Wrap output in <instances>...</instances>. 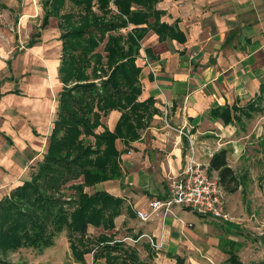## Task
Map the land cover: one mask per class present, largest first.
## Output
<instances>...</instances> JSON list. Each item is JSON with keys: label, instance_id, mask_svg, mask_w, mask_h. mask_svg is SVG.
I'll use <instances>...</instances> for the list:
<instances>
[{"label": "trees", "instance_id": "1", "mask_svg": "<svg viewBox=\"0 0 264 264\" xmlns=\"http://www.w3.org/2000/svg\"><path fill=\"white\" fill-rule=\"evenodd\" d=\"M160 0H44L41 27L28 42H39L40 30L51 17L59 20L62 42L59 79L63 85L47 153L31 180L0 199V264L21 248L43 250L67 232L73 258L85 263L86 254L106 264H155L154 253L144 260L139 252L115 238V220L122 214L124 200L106 191L86 188L122 175L121 151L141 138L160 113L155 99L140 101L141 66L137 60L142 40L153 31L159 41L186 42L177 23L162 20ZM70 3L72 11L63 12ZM2 8L4 5H0ZM67 9V8H66ZM77 9V11H75ZM103 45V52L98 49ZM151 54V50L147 49ZM11 67V60H8ZM1 87V84H0ZM20 93L19 90L12 91ZM3 96L0 90V99ZM121 116L112 131L103 118L112 111ZM264 112V82L260 93L244 106H218L211 111L224 124L242 123ZM103 127V131H98ZM228 150L221 149L209 160L223 190L234 194L240 189L237 172L229 165ZM68 190L72 192L67 193ZM188 210V209H187ZM90 226L104 232L88 237ZM183 264V261H178Z\"/></svg>", "mask_w": 264, "mask_h": 264}, {"label": "crops", "instance_id": "2", "mask_svg": "<svg viewBox=\"0 0 264 264\" xmlns=\"http://www.w3.org/2000/svg\"><path fill=\"white\" fill-rule=\"evenodd\" d=\"M261 2L160 0L158 8L165 12L162 20L168 24L177 23L186 35V42H160L153 31L142 40V55L137 60L142 68L140 81L143 90L139 100L155 99L160 113H167L165 125L164 117L159 113L142 131L141 138L132 142L129 148L118 140L116 145L121 151L122 175L88 187L86 191L103 190L124 200L122 214L116 218V228L111 233L137 239V244L132 247L143 248L148 255L154 253L152 261L156 259L157 264H177L168 257V252H177L185 247L179 231L187 223L178 211L182 209L176 208L171 213L175 217L170 214L164 216L162 211L153 212L146 222L137 218L136 211L151 213V201L165 197L167 190L161 187L164 172L182 169L188 157L183 158V147L187 145L185 150H188L190 138L199 152L198 140L202 144L210 143L213 135L231 133L233 125L227 126L221 118L213 117V109L234 103L244 106L260 93L261 83L264 82V64L260 62V56L264 55V40L250 41V35L246 34L232 39L231 31L234 27L253 25L240 17V11L255 10ZM259 20H262L261 14ZM42 30L39 42L32 47L27 46V49L34 50L36 45L49 39L48 32L51 33L52 27L46 30V36ZM147 49L151 50V54L147 53ZM7 62L0 60V69L8 66ZM59 67L60 59L51 65L50 80L52 84L54 82V87L61 85ZM27 86L26 93L20 88L9 87L1 91L0 136H5L0 137L3 139L0 141L2 198L31 180V170L35 171V165L41 163L47 153L57 117L59 104L53 103L48 89L51 85L43 78L34 77ZM14 90L20 93H13ZM120 116L121 112L117 110L109 113L103 118L104 127L113 131ZM157 124H161L160 128L155 126ZM103 130V127L98 129ZM93 229L97 228L89 227V230ZM145 234L153 237L161 246V252H152L151 244L143 237ZM87 261L94 260L87 257ZM187 262L183 261V264Z\"/></svg>", "mask_w": 264, "mask_h": 264}, {"label": "rangeland", "instance_id": "3", "mask_svg": "<svg viewBox=\"0 0 264 264\" xmlns=\"http://www.w3.org/2000/svg\"><path fill=\"white\" fill-rule=\"evenodd\" d=\"M42 2L43 0H0V5L6 7L0 6V60H11L10 68L6 66L0 69L1 91L9 87L10 89L20 88L23 93H26L27 85L34 80V77L43 78L51 85L48 89L53 103L59 104L63 85L61 83L54 87V82L52 84L50 80L51 65L61 58L62 42L58 18L51 17L50 25L42 30L46 36V30L52 27L51 33L48 32L50 37L47 41L36 45L34 50L26 48L32 34L41 27L44 16ZM261 5L255 10L240 11V17L246 19V23H253V25L234 27L231 31L232 39L237 35L246 34L250 35V41L258 38L264 40V8ZM66 8L63 12L73 10L70 3ZM259 14L262 15L261 21ZM98 51L104 53L103 45ZM141 55L140 53L139 56ZM260 62L264 64V55L260 56ZM9 81L11 84H8ZM160 116L164 117L165 125L166 111L160 113ZM231 125L234 127L230 129L231 133L229 131L227 135H213L209 139L210 143L202 144L198 140L200 149L196 155V159L207 162L211 154L224 148L228 150V163L237 172L240 180V189L234 194L226 193L223 201V211L225 215H228L229 220L210 216L202 217L187 209L178 210L187 223L179 229L186 243L185 247L177 252H168L170 253L168 257L174 262L177 261L175 262L177 264L178 261H188L185 264H264V112L254 115L251 120L244 119L242 123L233 122ZM155 126L160 128L161 124ZM2 140L0 138V141ZM221 143L223 145H220ZM186 146L183 147L184 159L190 154V147L185 150ZM38 164L35 165V171L31 170L30 175L37 171ZM182 169L177 172L172 170L164 172L161 187L165 191H168L170 182ZM209 175L217 177L215 172L209 171ZM70 192L72 191H67V193ZM103 232L102 229L89 230L88 228L87 235L94 240ZM111 232L113 231L107 233ZM123 236L124 234L115 235V238L124 241L127 245L130 244L129 246L135 244ZM160 249L161 246H158L153 248L152 252H161ZM138 252L142 259H148L147 250L140 248ZM87 257L91 260L93 254H86L85 263L76 262L67 232H62L56 236L53 246L43 250L21 248L14 253L11 252L8 260L16 264H106L104 259L87 261ZM155 260L153 263L157 264L158 261Z\"/></svg>", "mask_w": 264, "mask_h": 264}, {"label": "built area", "instance_id": "4", "mask_svg": "<svg viewBox=\"0 0 264 264\" xmlns=\"http://www.w3.org/2000/svg\"><path fill=\"white\" fill-rule=\"evenodd\" d=\"M190 154L185 161L182 171L170 182L167 194L162 199L151 201V213L137 210V218L146 222L153 212L162 211L164 216L173 213L177 209H188L202 217H214L216 219H228L224 214L223 201L226 192L220 185L218 177L209 175V160L202 162L196 159L197 150L195 142L189 139ZM213 154H211L210 158ZM28 167V165H26ZM2 187H0L1 189ZM152 248L159 245L152 236L143 235ZM134 243L137 239L125 238Z\"/></svg>", "mask_w": 264, "mask_h": 264}]
</instances>
